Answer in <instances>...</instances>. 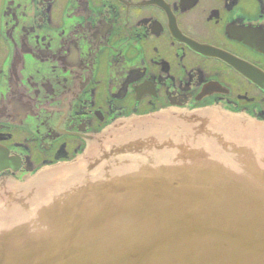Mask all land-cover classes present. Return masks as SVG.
<instances>
[{
    "label": "flooded vegetation",
    "instance_id": "af4514ba",
    "mask_svg": "<svg viewBox=\"0 0 264 264\" xmlns=\"http://www.w3.org/2000/svg\"><path fill=\"white\" fill-rule=\"evenodd\" d=\"M207 107L264 123V0H0V176L124 116Z\"/></svg>",
    "mask_w": 264,
    "mask_h": 264
},
{
    "label": "water",
    "instance_id": "95a60500",
    "mask_svg": "<svg viewBox=\"0 0 264 264\" xmlns=\"http://www.w3.org/2000/svg\"><path fill=\"white\" fill-rule=\"evenodd\" d=\"M0 264H264V123L124 116L68 162L0 176Z\"/></svg>",
    "mask_w": 264,
    "mask_h": 264
}]
</instances>
